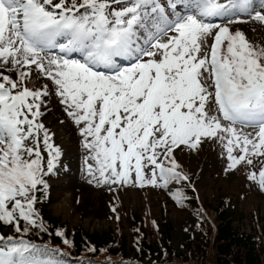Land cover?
<instances>
[{
	"label": "snow or ice",
	"instance_id": "6c2138e0",
	"mask_svg": "<svg viewBox=\"0 0 264 264\" xmlns=\"http://www.w3.org/2000/svg\"><path fill=\"white\" fill-rule=\"evenodd\" d=\"M249 21L264 29V0H0V224L12 230L0 264H69L25 238L46 231L36 193L61 155L39 122L49 85L34 77L76 126L89 183L167 190L189 181L175 152L211 141L225 172L245 166L264 192V45L233 28Z\"/></svg>",
	"mask_w": 264,
	"mask_h": 264
},
{
	"label": "rangeland",
	"instance_id": "374dc122",
	"mask_svg": "<svg viewBox=\"0 0 264 264\" xmlns=\"http://www.w3.org/2000/svg\"><path fill=\"white\" fill-rule=\"evenodd\" d=\"M233 28L241 29L253 43H261L264 37V29L251 21L234 24ZM44 82L48 83L50 93L44 97L46 103L41 105L39 122L52 133V143L61 150L54 172L48 174L47 180L50 183L48 190L57 193L56 201L49 207L51 213L60 214L71 224L99 236L114 231L115 223L120 222L125 229L129 254L132 244L129 229L135 227L147 231L154 227L153 221L155 227L158 224L165 227V224L169 228L171 247L176 252H183L182 240L199 236L196 224L199 210L218 201L228 200V211L237 218L242 217L246 226L253 210H259L258 215L264 217V192L246 178L245 166L239 165L237 169L225 172L226 159L221 157L220 147L211 141L195 152H175L182 170L200 177L197 198L183 200L180 205L169 194L179 186L175 182L170 183L167 190L128 184L118 186L116 191H109L106 185L89 183L83 160L87 153L80 147L78 130L64 113L51 82L34 77L28 81V86L41 87ZM260 162V158H255L249 170L258 171ZM113 204L116 212L110 208Z\"/></svg>",
	"mask_w": 264,
	"mask_h": 264
},
{
	"label": "trees",
	"instance_id": "16d2710c",
	"mask_svg": "<svg viewBox=\"0 0 264 264\" xmlns=\"http://www.w3.org/2000/svg\"><path fill=\"white\" fill-rule=\"evenodd\" d=\"M188 176L189 181L180 182V190L185 198H193L198 177L194 174ZM36 195L35 207L46 231L33 228L25 238L65 249L69 264H107L109 260L123 264H264V217L258 215L257 209L251 212L246 226L244 219L228 211L223 201L210 205L199 213L197 227L200 235L182 240L183 252L172 249L169 228L165 224V227L158 224L147 231L134 227L129 229L132 254L128 255L125 229L119 223L115 224L114 231L104 236L89 233L78 225H71L60 214L49 212V203L56 199L55 192H47L44 199H39L40 192ZM57 228L63 229L73 241L71 248H66L55 235ZM7 234H12L11 228L0 224V235ZM88 246L95 251H88ZM101 248L105 251L101 252Z\"/></svg>",
	"mask_w": 264,
	"mask_h": 264
}]
</instances>
